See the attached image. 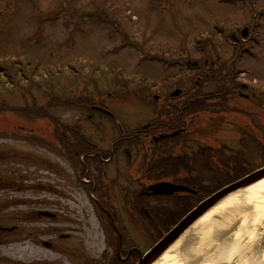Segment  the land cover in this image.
Segmentation results:
<instances>
[{"label":"rangeland","instance_id":"obj_1","mask_svg":"<svg viewBox=\"0 0 264 264\" xmlns=\"http://www.w3.org/2000/svg\"><path fill=\"white\" fill-rule=\"evenodd\" d=\"M253 1L255 8L250 4L246 10L242 7L245 3L240 1L237 3L239 5L231 6L221 3L220 0H0V56L15 55L22 59L23 65L22 71L16 69L5 73L4 84L10 87L11 76L18 79L19 73H23L29 80L23 86L29 89L28 94H32L27 95L25 100L22 98L20 84L15 86L14 83L16 88L13 91L18 92H13L10 104L0 99V109L3 105L22 107L19 116L11 112L0 115V179L5 181L10 178L19 181L18 183L24 181L27 187L38 184L47 186L49 191H53L52 194L56 193V196L46 195L49 200L57 202V206L52 209L60 217L72 222L64 227L72 230V235L75 236L74 245L81 243L87 253L100 254L103 249V234L108 228H103L104 216L98 218L97 211L92 209L88 198L77 191L79 182L71 171L73 163L70 165L65 159L62 144L66 126H73L81 131L80 126L83 125L84 132L88 131V135L94 136L96 140L101 138L99 145L106 149L119 138L118 126L130 125V129L137 130L147 123L153 124V120L157 118L155 106L152 105L153 98L161 95L160 105L165 103L163 97L167 93L166 88L175 87L188 92L189 79L175 82L172 81L173 76L178 78L180 75L194 73V84L201 79L197 77L201 75L197 74L196 68L207 69V72L218 75L219 66L215 63L214 68L211 64L219 58L225 64L224 74L230 76L229 81L236 82L234 85L249 82L264 92V14L255 16L256 8L264 11V0H256V3ZM254 19L261 22L259 37L255 45L249 41L251 50L239 61V45L234 44L231 36L237 34V30H243L248 23L253 26ZM207 34L210 36L207 39H211L209 41L213 44L212 51L205 50L201 54L195 51V47L201 36ZM173 50L176 52H172ZM211 53L216 59L211 60ZM205 58L208 60L207 65L204 64ZM79 59L106 68L107 72L103 70L104 74L99 78L101 81L97 79V87L76 65V73L68 79L74 84L73 88H66L58 83L66 80L62 74H57L56 79L53 78L55 81L53 80L52 88L49 86L52 77H55H49L46 73L49 72V67L68 65L70 61ZM199 61L201 64H198ZM3 64L0 66L2 80L1 75L10 66ZM33 73L41 77L35 78ZM92 76H96V73ZM132 77H135V81L127 80H132ZM145 79L157 82L161 89H156L164 93L146 90L148 87L144 86ZM218 80L216 76L211 83L204 82L201 92L207 94L214 92L216 88H223L225 84ZM15 81L18 83V80ZM100 91L102 95L97 94ZM2 92L5 93L6 90H1ZM52 93L56 95L55 98ZM88 97L89 102L84 105L82 100ZM180 101L182 99L178 101L179 104ZM100 105L105 110L112 111L118 117L115 120L118 122L113 124L112 120L100 118V114L90 112L89 106ZM237 109L251 115L249 119L242 114L234 119L233 116L223 113L222 117L225 114L226 121L234 119V126L224 128L226 133H223L221 141L233 149L237 148L235 143L239 139L238 131L251 124V119L256 123L259 120L246 102H238ZM153 110V115H150L149 112ZM208 117L210 118L209 115ZM209 118L204 117L200 121L208 123ZM197 120L199 121V116ZM97 125L102 127L100 129L103 133L96 129ZM253 125L258 135L260 130L257 125ZM261 126L264 128V120L261 121ZM102 137L105 138L103 142ZM129 150L133 154L132 161L137 155L139 158L143 156L135 147ZM261 162L258 157L253 164L259 165ZM120 166L125 167L124 163H120ZM106 169L112 168L106 166ZM117 169L120 170L119 167ZM140 170L143 172L138 177L135 176L138 182H133L130 189L123 190L119 186L115 188L114 193L117 197L120 196V199H115L118 207L113 200H109V208H117L114 217L118 218L119 223L115 222L116 226L127 232L131 231L133 222L139 221L125 212V206L136 202L139 193L151 181L147 179L151 174L144 172L143 164H140ZM122 181L120 185H123ZM18 211L10 209L8 212L14 214ZM254 212L253 206H240L231 216L235 217V221L225 229V238L238 237L240 240L244 237L241 242L250 244L249 236L255 231V219L258 234L264 229L258 220L259 214ZM13 217L23 216L15 214ZM226 217L217 214L214 223L223 222ZM30 228L34 226L30 225ZM135 230L136 233L132 235L137 241L144 242L141 236L146 234V229L139 225ZM193 233L199 236L195 243L199 247L203 231ZM151 239L153 241L154 237ZM151 239H147V244L154 242ZM29 250H32L30 246L25 247L22 244L0 248L3 258L9 261L15 257L22 261H34L35 258L32 259L31 256L34 252L37 255L40 253L37 258L42 257L43 260L56 258L46 251L41 253L33 249L29 253ZM58 260L59 264H70L62 254L58 255Z\"/></svg>","mask_w":264,"mask_h":264},{"label":"bare ground","instance_id":"obj_2","mask_svg":"<svg viewBox=\"0 0 264 264\" xmlns=\"http://www.w3.org/2000/svg\"><path fill=\"white\" fill-rule=\"evenodd\" d=\"M242 205L246 207L253 206L254 213L259 214L258 220L261 222V226H264V180L240 193L230 196L211 210L186 232L185 236L170 248L155 264H192V262L196 264L195 261L198 259L202 262H199V264H218L224 260L228 264H235L236 259H238L239 264H264V227L262 228L263 231L258 234L257 224H255L257 219L253 223L255 225V231L250 233L249 236L250 244L241 242V240L245 239L244 237L240 240H238V237L225 238L227 231L225 229L235 221V217L232 218L231 216ZM217 214H223L227 217L223 222L216 221L214 223V217ZM209 225L213 226L209 227ZM194 231H203V239L199 243V247L189 246L193 238L197 237L193 233ZM191 251H193V257L188 253ZM212 251L214 252L210 255ZM236 264L238 263L236 262Z\"/></svg>","mask_w":264,"mask_h":264},{"label":"flooded vegetation","instance_id":"obj_3","mask_svg":"<svg viewBox=\"0 0 264 264\" xmlns=\"http://www.w3.org/2000/svg\"><path fill=\"white\" fill-rule=\"evenodd\" d=\"M249 96L246 97V99ZM132 173H137L136 169L131 170ZM126 179H135V176H125ZM132 185V184H131ZM131 185L126 186V188L130 189L132 187ZM106 188L109 192H113L112 186H107ZM92 189L96 191L97 186L93 185ZM114 204L116 205L115 198H112ZM108 205L110 202H106ZM130 208L132 209V216L133 215V209L135 206L137 207V199L136 202L133 201L131 204H129ZM117 207V205H116ZM114 207L113 211H117V208ZM40 210L37 212L31 211L29 213V216L26 217V211L21 214L23 217H10V216H5L0 218V225L2 224L1 220L7 221L9 224H12V230L11 232H6V231H0V236L2 238L10 237L13 238V242H4L2 239H0V248H3L5 246H15L18 244L27 245L31 247H36L38 249H43L45 248L51 253H58L59 252V245H58V238L61 239V243L63 241H70L72 238V234H60L64 229L61 227H49L48 225H44V222H49L50 220L43 219V217L38 216V212L42 211V209H48L49 207L45 205H40L39 207ZM130 209V211H131ZM111 224L113 225L114 228V233L113 236L106 241V251L107 253L103 254V257L98 256L93 253H89L86 255V258L82 260L81 264H136L137 259L139 258L140 253L138 252L139 249L137 247V238L132 237V232L124 234L122 232L121 227H117L115 222H118V218H110L109 219ZM52 223H59L63 222V219H61L59 216H56L51 220ZM26 224H31L34 226V229L31 231H28L27 225ZM3 229V228H2ZM7 229V228H6ZM45 236V237H44ZM59 236V237H57ZM48 238L51 239V242L47 243L45 245L43 239ZM60 244V243H59ZM70 254L67 256H72L73 258V264H74V258H75V253H74V246L71 249L69 245L66 246ZM3 250V249H2ZM3 255L0 253V264H10L7 261H5L3 258ZM15 264H19L18 262ZM22 264H25L22 262ZM38 264H42L41 262H38ZM48 264V263H47ZM51 264V263H50Z\"/></svg>","mask_w":264,"mask_h":264},{"label":"water","instance_id":"obj_4","mask_svg":"<svg viewBox=\"0 0 264 264\" xmlns=\"http://www.w3.org/2000/svg\"><path fill=\"white\" fill-rule=\"evenodd\" d=\"M264 178V169L244 178L243 180L223 189L215 194L212 198L204 202L197 210L190 214L170 235H168L152 252L141 262V264H153L161 257L172 244L194 223L205 214L208 210L216 206L219 202L229 197L230 195L258 182ZM167 186H156L152 188L157 194H171L175 191H189L186 188H166Z\"/></svg>","mask_w":264,"mask_h":264},{"label":"trees","instance_id":"obj_5","mask_svg":"<svg viewBox=\"0 0 264 264\" xmlns=\"http://www.w3.org/2000/svg\"><path fill=\"white\" fill-rule=\"evenodd\" d=\"M2 88V85L0 84V89ZM151 89V91L154 89V87H148L146 90ZM248 158L244 155H240L239 157L235 158V160L232 162L233 165V176H229V181H234L237 180L239 178H241L242 176L249 174L251 171H253V162L255 161V159L253 160H247ZM247 162V163H246ZM246 163V164H245ZM226 180V179H225ZM220 182L219 186L222 184V179L220 178L218 180ZM213 191L210 192H204V195L207 196L209 194H212Z\"/></svg>","mask_w":264,"mask_h":264}]
</instances>
